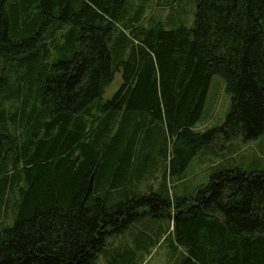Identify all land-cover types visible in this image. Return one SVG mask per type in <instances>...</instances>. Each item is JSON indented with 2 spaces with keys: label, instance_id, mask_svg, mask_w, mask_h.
<instances>
[{
  "label": "trees",
  "instance_id": "16d2710c",
  "mask_svg": "<svg viewBox=\"0 0 264 264\" xmlns=\"http://www.w3.org/2000/svg\"><path fill=\"white\" fill-rule=\"evenodd\" d=\"M143 15L0 0V264H141L163 243L172 264H264V170L227 164L183 196L167 182L204 151L227 161L218 138L264 141V0H195L191 27ZM213 75L232 105L200 132Z\"/></svg>",
  "mask_w": 264,
  "mask_h": 264
},
{
  "label": "rangeland",
  "instance_id": "374dc122",
  "mask_svg": "<svg viewBox=\"0 0 264 264\" xmlns=\"http://www.w3.org/2000/svg\"><path fill=\"white\" fill-rule=\"evenodd\" d=\"M130 2L135 9L144 5L143 18L144 24L146 23L145 26H147L150 16L162 20L163 23H167V18L171 15H175V19L177 17L185 19L187 27H191L193 24L195 0H130ZM173 3L177 10L171 9L169 7L170 5H167ZM167 28H169V26ZM125 56L127 57L128 53H126ZM120 84V75L116 74L112 83L105 89L103 99H110ZM231 105V96L226 92L224 80L219 75H213L206 94L201 119L196 124L195 130L204 132L221 126L231 109ZM212 148L218 154H223L228 160L221 162L219 161L220 157L217 158L211 153L208 154L204 151L189 163L181 177L177 178L171 176L168 178V191L170 195L183 196L192 193L198 186L207 184L211 174L216 169L225 168L227 164H234L246 172L251 170H264V141L261 137L248 142H244L239 138L223 142L218 138L215 140ZM158 161L159 160H157L156 168H154L155 178H152L150 181L155 188L161 183L162 173L164 172L163 163ZM216 162L221 163L220 166L216 168L212 167L213 165H216ZM143 186H147V181L143 182ZM148 210L149 208L146 206L141 208V211L143 212H147ZM148 215L151 216L150 214ZM147 217L148 216L143 214L140 219L143 220ZM5 220H8L9 223L10 215H8V218ZM148 221H151L153 225L156 224L162 228H166L168 223V220L165 217L159 219L148 218ZM128 233H131V229L127 231L126 234H123V237L129 241L130 237L128 236L130 235H128ZM113 235L118 234L112 233L108 235L106 238L107 244L111 243ZM119 242L122 244V239L117 242L113 241V246L119 245ZM171 256L172 251L169 250L165 243L161 245L158 244L151 247L147 253H143L141 257L143 258V263L141 264H172L174 260ZM103 263V260H99V264Z\"/></svg>",
  "mask_w": 264,
  "mask_h": 264
},
{
  "label": "crops",
  "instance_id": "0c3cea01",
  "mask_svg": "<svg viewBox=\"0 0 264 264\" xmlns=\"http://www.w3.org/2000/svg\"><path fill=\"white\" fill-rule=\"evenodd\" d=\"M218 162H216V164H217Z\"/></svg>",
  "mask_w": 264,
  "mask_h": 264
}]
</instances>
